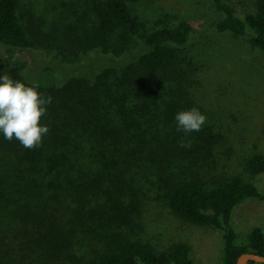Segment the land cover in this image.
Returning a JSON list of instances; mask_svg holds the SVG:
<instances>
[{
  "label": "trees",
  "instance_id": "obj_1",
  "mask_svg": "<svg viewBox=\"0 0 264 264\" xmlns=\"http://www.w3.org/2000/svg\"><path fill=\"white\" fill-rule=\"evenodd\" d=\"M19 2L0 0V55L34 46ZM212 2L224 15L217 31L247 37L250 30L264 54V0L244 19L223 0ZM101 5L104 22L126 38L92 48L122 66L55 88L48 122L57 128L39 146L0 139V264H197L177 223L222 232V264L264 256V231L253 228L240 244L232 224L237 206L264 199L255 182L264 150L249 141L264 102L247 95L220 122L221 113L206 108L213 97L203 66L183 54L190 22L142 34L126 0ZM3 72L48 96L45 83L30 82L20 67ZM191 107L205 124L177 132L174 114ZM182 139L191 146L181 147Z\"/></svg>",
  "mask_w": 264,
  "mask_h": 264
},
{
  "label": "rangeland",
  "instance_id": "obj_2",
  "mask_svg": "<svg viewBox=\"0 0 264 264\" xmlns=\"http://www.w3.org/2000/svg\"><path fill=\"white\" fill-rule=\"evenodd\" d=\"M103 0H20L19 14L25 31L34 45L25 51L2 50L0 72L9 67H20L30 82H43L52 97L41 122L49 132L57 128L48 122L54 110L55 88L69 81L94 77L106 66H122L120 60L103 55L95 44H116L126 38L125 33L101 17ZM241 19L256 12V0H223ZM141 25V33L156 29L174 28L188 21L194 30L183 54L193 63L203 66V77L210 82L212 100L206 108L221 113L222 120L234 116V108L248 103L247 95L264 102V54L247 37H236L230 32H218L217 24L224 18L212 0H126ZM96 71V74L94 72ZM208 97H205V101ZM218 104H220L218 106ZM185 109V108H184ZM183 109V110H184ZM180 109L177 110L180 111ZM257 122L252 127L250 142L264 150V109L257 106ZM45 137V136H44ZM45 137V138H46ZM4 141H11L5 140ZM44 138H42L43 142ZM254 148V146H253ZM256 184L264 194V174L256 177ZM232 224L238 242L245 244L255 227L264 231V199H247L236 207ZM178 232L188 237L192 257L197 264H222L224 240L220 231L177 223Z\"/></svg>",
  "mask_w": 264,
  "mask_h": 264
},
{
  "label": "clouds",
  "instance_id": "obj_3",
  "mask_svg": "<svg viewBox=\"0 0 264 264\" xmlns=\"http://www.w3.org/2000/svg\"><path fill=\"white\" fill-rule=\"evenodd\" d=\"M38 85L13 80L7 73L0 72V136L5 140H17L24 148L31 149L41 144L49 128L42 123L52 97L39 92ZM177 132L184 134L199 132L206 116L199 108L191 107L174 114ZM181 147H190L182 139Z\"/></svg>",
  "mask_w": 264,
  "mask_h": 264
},
{
  "label": "water",
  "instance_id": "obj_4",
  "mask_svg": "<svg viewBox=\"0 0 264 264\" xmlns=\"http://www.w3.org/2000/svg\"><path fill=\"white\" fill-rule=\"evenodd\" d=\"M252 262L264 264V256L255 253H244L237 260V264H250Z\"/></svg>",
  "mask_w": 264,
  "mask_h": 264
}]
</instances>
